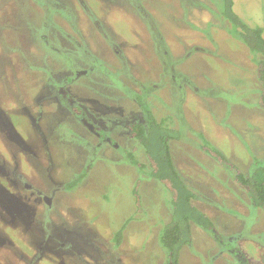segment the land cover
<instances>
[{
	"label": "rangeland",
	"instance_id": "1",
	"mask_svg": "<svg viewBox=\"0 0 264 264\" xmlns=\"http://www.w3.org/2000/svg\"><path fill=\"white\" fill-rule=\"evenodd\" d=\"M233 8L264 29V0ZM223 11V0H0V264H169L171 192L126 155L150 164L129 128L144 108L181 131L175 165L215 226L192 225L179 264H264V210L202 145L245 174L264 163L256 54ZM45 194L51 206L35 201Z\"/></svg>",
	"mask_w": 264,
	"mask_h": 264
},
{
	"label": "trees",
	"instance_id": "2",
	"mask_svg": "<svg viewBox=\"0 0 264 264\" xmlns=\"http://www.w3.org/2000/svg\"><path fill=\"white\" fill-rule=\"evenodd\" d=\"M233 6L234 0H223V13L232 22V33L256 54L254 58L258 66L257 76L262 85L259 103L264 108V29L259 25L248 24L234 11ZM139 102L143 106V103ZM144 112L146 120L132 121L129 128L132 136L144 147L150 164L146 166L130 151H127L126 155L133 164L142 169L147 167L151 176L159 179L171 192L173 219L164 226L160 240L167 251L169 264H179L181 248L192 240V225L197 224L205 229H214L215 226L209 215L193 202L194 191L188 187L175 165L170 142L178 137L181 131L174 127L170 117H158L150 108H144ZM203 140V148L222 165L234 170L236 182L245 189L254 205L264 210V163L256 159L253 171L245 174L236 168L219 148L205 138ZM77 181L70 182L67 186H74ZM116 238L119 243L121 235ZM242 264L249 262L244 260Z\"/></svg>",
	"mask_w": 264,
	"mask_h": 264
},
{
	"label": "flooded vegetation",
	"instance_id": "3",
	"mask_svg": "<svg viewBox=\"0 0 264 264\" xmlns=\"http://www.w3.org/2000/svg\"><path fill=\"white\" fill-rule=\"evenodd\" d=\"M41 4H42V2H41ZM44 34H46V33H44ZM66 34V33H65ZM67 36H69V37H71V35L70 34H66ZM47 36V35H46ZM43 38H44V36H42ZM74 40V42H75V44H76V47H80V49L81 50H83V51H85V53H86V55L87 56H89V57H91L92 59H93V61L94 62H98V61H100L99 60V56H96V55H94L90 50H89V48L87 47V44H85L84 42H82L81 40H80V42L78 41V39L77 38H74L73 39ZM44 41H45V43L48 45V44H50L49 43V41H48V38H44ZM78 47V48H79ZM116 52L117 53H119L117 50H116ZM95 66H91L90 68H83V70L84 69H88V71L91 69V70H93V68H94ZM98 68V67H97ZM96 68V69H97ZM80 70V69H79ZM85 71V70H84ZM69 78H71V76H68V78L67 79H69ZM69 80H71V79H69ZM68 80V81H69ZM52 198V195H50V197L48 198L47 196H46V194L45 195H42V196H40V197H38V199H36L35 201H38V202H44L46 205H48V206H51L52 205V202H53V200L51 199ZM48 202H47V201ZM244 261V260H243Z\"/></svg>",
	"mask_w": 264,
	"mask_h": 264
}]
</instances>
